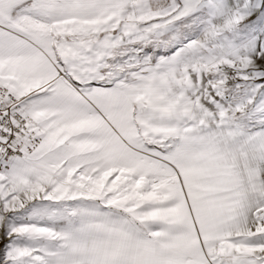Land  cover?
I'll return each mask as SVG.
<instances>
[{
  "label": "snow or ice",
  "instance_id": "obj_1",
  "mask_svg": "<svg viewBox=\"0 0 264 264\" xmlns=\"http://www.w3.org/2000/svg\"><path fill=\"white\" fill-rule=\"evenodd\" d=\"M0 264H264V0H0Z\"/></svg>",
  "mask_w": 264,
  "mask_h": 264
}]
</instances>
